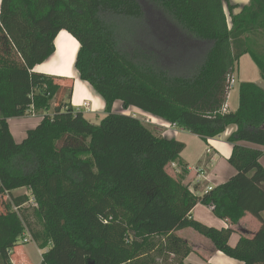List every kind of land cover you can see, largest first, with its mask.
Returning <instances> with one entry per match:
<instances>
[{
    "label": "trees",
    "instance_id": "obj_1",
    "mask_svg": "<svg viewBox=\"0 0 264 264\" xmlns=\"http://www.w3.org/2000/svg\"><path fill=\"white\" fill-rule=\"evenodd\" d=\"M148 1L170 25L141 0H0V194H8L1 264H14L26 226L13 207L29 201L41 223L33 241L41 248L50 242L39 264H187L191 248L176 233L185 228L240 264H264V88L240 82L236 109L222 111L241 55H250L264 80V54L253 38L264 35V0H249L230 27L223 0ZM62 30L79 44V78L104 100L98 124L71 104L72 79L33 70L54 52ZM117 100L203 140L235 125L227 138L234 174L196 195L184 180V142L112 111ZM31 105L45 112L16 142L8 119ZM20 187L30 193H11ZM197 203L228 226L194 219ZM246 215L259 227L240 231L230 245Z\"/></svg>",
    "mask_w": 264,
    "mask_h": 264
},
{
    "label": "rangeland",
    "instance_id": "obj_2",
    "mask_svg": "<svg viewBox=\"0 0 264 264\" xmlns=\"http://www.w3.org/2000/svg\"><path fill=\"white\" fill-rule=\"evenodd\" d=\"M144 6L145 11H147L150 15L154 16L157 18V20L161 23H164L165 25H170L169 20L165 17L164 13L160 11L159 8L154 6L150 1L148 0H141ZM249 3V0H223V5H224V11L227 16V22L228 26H231V15L237 14L241 11L242 7L244 5H247ZM254 42L256 45V49L259 53L264 54V35H255L254 37ZM179 54L183 55V52H179ZM232 79H233V85L228 91V99L227 103L229 104L230 109H234L235 105L237 104V99H238V85L240 82L244 81H250L253 83H256L257 85L264 87V80L262 79L260 75V71L258 67L255 65L253 60L251 59L250 55L248 53H244L239 57L237 60L233 72L231 74ZM83 84V83H82ZM96 94H98L96 91H94ZM81 94V90L76 91V97H75V103L77 102ZM99 97H97L100 101V103L103 105V98L98 94ZM81 98V97H80ZM83 101H88L89 100H83ZM82 101V102H83ZM53 103L54 101H51V106L48 109L47 113L50 114L52 113L53 110ZM91 104V103H90ZM101 105V106H102ZM78 106L84 110V116L88 119H91V121L94 124H98L100 120L104 117L105 113H100L102 111L99 110L100 108L96 106V110L98 113H96L98 116H93L90 111L92 109L91 105H89V110H87L82 103H79ZM112 111L114 112H122V113H130L134 117H137L140 119L144 124H146L154 133L158 136H163L164 132H162L163 126L161 125V120L154 118L149 115H145L136 108L130 106L127 109L124 108L119 100L115 101V103L112 105ZM45 111H38L35 112V115H30L27 114L22 118L18 119V121H26V120H32L33 122L31 124V128H33L37 122L41 119L42 113ZM95 115V114H94ZM12 125V123H11ZM12 132L14 136V140L17 141L21 138L19 137L21 133V128L18 130V128H15L14 125H12ZM23 131V130H22ZM173 136L176 137L177 140L184 141L186 143L183 151L181 152V156L183 158H188L193 152H198L201 151L202 149H205L204 147V142L203 139L198 138V136H195L194 134L190 133L187 130L180 131L179 127L177 128H172L171 129ZM163 134V135H162ZM25 135V134H23ZM20 141V140H19ZM224 147H229L231 146V143L226 139L224 141ZM212 155L211 153L207 154L204 158L209 159V156ZM203 160V161H204ZM203 161H200L197 165H192L191 168V174L189 176H186L187 178H184L185 181H190L191 183L195 182V175L194 172L196 171V174H200L201 172H205L204 168H200V166H203ZM206 161V160H205ZM261 164L264 167V154L261 157ZM229 164V163H228ZM172 166V165H171ZM199 166V168H198ZM215 166V167H214ZM213 166L215 172L221 173L223 169L220 167L219 164H215ZM222 166V165H221ZM226 166V165H224ZM189 167V164H188ZM200 169L201 171L197 170ZM198 171V172H197ZM173 174V173H172ZM220 182H218L219 184ZM202 188V187H201ZM208 190V188L205 189V191ZM11 193L15 196L22 195L25 193H30L29 189L26 187H20V188H14L12 189ZM8 196L7 193L1 195L0 194V212L3 211V202L5 201L6 197ZM22 209H18V212H16L19 216L22 217V219L25 222V227L23 229V232L19 236V245L13 250L11 253V259L14 261V264H39L41 261V256L43 252H45L48 249V246H50V242H48L47 247L41 248L38 244V242L33 241L32 238V232H39L41 230V223L39 219L37 218L36 214L34 213V208L32 207L31 201L28 203L24 204ZM211 208V207H209ZM262 217L264 218V211L262 212ZM242 222V223H241ZM241 226L246 227L248 231L252 232L255 231L259 227V222L256 220L251 215H246L243 220L241 221ZM239 223V224H240ZM241 226L239 228H241ZM236 228V227H235ZM177 234H180L183 238L188 237L191 239V241L194 239H197V244L198 242L202 241L203 248H208V245H211V241L209 239H206L204 236L201 234L197 233L191 228H185L184 230L181 229L180 233L176 232ZM26 238L28 241L23 242V239ZM184 238V239H185ZM201 238V240H199ZM203 239V240H202ZM229 262H232L233 264H240V262L234 258L228 257L226 255H223ZM1 264V262H0Z\"/></svg>",
    "mask_w": 264,
    "mask_h": 264
},
{
    "label": "crops",
    "instance_id": "obj_3",
    "mask_svg": "<svg viewBox=\"0 0 264 264\" xmlns=\"http://www.w3.org/2000/svg\"><path fill=\"white\" fill-rule=\"evenodd\" d=\"M59 37H61L63 39L61 41L63 44H65V46L68 45V42H67L68 38L67 37H69V39H71V41H73V43H75V45H76V48H75L76 51L70 56L71 60L68 59L67 62L64 60V57L62 56L63 54H61V51L58 49L59 47L57 44V40ZM54 44H55L54 52L45 61L36 65L33 70L36 72H39V73L47 74V75L59 76V77H62L64 79H72L73 80V91H72V97H71V104L74 107H78V104L81 103L83 100H89L91 103L90 105L92 107L90 113L93 116H98L96 114V113H98L96 110V106H98L100 108L99 110H101V107H102V111L100 113H103L105 103L103 102V105H102L99 102L100 100L97 98V97H99L98 94H96L94 92L95 90L87 82L82 81L79 78V75H78V73L74 67V60H75L76 52L78 50V45H79L77 40L71 34H69L67 31L62 30L57 34V36L54 40ZM78 89L81 90V94H80L81 98L78 97L79 99L76 100L77 102L75 103L74 100L76 97V91ZM227 99H228V95H227ZM227 102L228 101L226 100V103H225L226 109L223 110V112L224 111L225 112L226 111H234L237 107V104L235 105L234 109H230L229 104ZM80 110H82V112H84V110L82 108H80ZM23 117H15V118H9L8 119V125H9V129H10L12 136H13V132H12V128H11L12 125H14L15 128H18V130L21 128V133L19 135V137L21 136V138L19 139L20 141L25 137V135H23V134H25L27 129L31 128L30 126L33 123V122H31L32 120H29V119L26 121H18V119H22ZM89 120L91 121V119H89ZM161 121H162L161 125L163 126L162 132H164L163 133L164 135L162 134L163 137L176 139V137L173 136L171 129L177 128V127L170 124V123H167L163 120H161ZM11 123H12V125H11ZM179 129H180V131H184V129H182V128H179ZM234 130H235V125H229L225 129V131H223V133H221L220 135H217L215 137H209V138L203 140L205 149H202L201 151H198V152H193L190 155V157H188L186 159L181 156V158L187 163V171H188L189 176H190L192 165H197L200 161L204 160V158L207 154H209V153L212 154L209 156V159L206 158L205 159L206 161L205 160L203 161V164H202L203 166H200V168H202V167L204 168L205 172H201L200 174H196V171H195L193 174L196 177L195 182L191 183L190 181H186V182H189L190 188H193L196 186V192H195L196 195L201 196L205 192L206 188L215 187L216 185H218V182L222 183L234 174V172H235L234 168L230 164H228V162H227V158L230 155L232 145L229 147L223 146L224 141L229 137V135ZM195 136H197V135H195ZM13 138H14V136H13ZM198 138H200V137H198ZM19 140H17L16 142H20ZM182 142H184V141H182ZM184 144L186 145L185 142H184ZM244 144L252 146V147H256V145H254V144H249V143H244ZM261 149H263V148H261ZM263 153H264V149H263ZM216 163L219 164L220 167L223 169V171L221 173L214 171L213 166ZM188 164H189V167H188ZM224 165H226V166H224ZM174 166H175V164H173L171 168H173ZM198 168H199V166H198ZM197 170L201 171L200 169H197ZM190 214L194 219H196V220H198V221H200V222H202L208 226H213L216 228H222V227L228 226L227 222L225 220L219 219V218L214 216L211 208H209V207H207L201 203H197L193 207V209L191 210ZM241 223L238 224L237 226H234V228L236 227L235 229L237 231H235L231 234L229 241H228L230 245L236 244V242L239 238V232L240 231L247 230L246 227L241 226ZM240 226H241V228H239ZM180 231L181 230H178L177 232L180 233ZM178 235H180V234H178ZM185 240L187 241V243L189 244V246L191 248V251L187 254V256L184 259L185 263H187V264H233L232 262H229L227 260L228 258L223 256L225 254H223L220 251H217L212 244L208 245V248L206 249V248H203V246H202L203 242L202 241L198 242V244H197L196 243L197 239H194V241L193 240L191 241V239L186 237ZM199 240H201V238ZM12 263H13V260H12Z\"/></svg>",
    "mask_w": 264,
    "mask_h": 264
},
{
    "label": "bare ground",
    "instance_id": "obj_4",
    "mask_svg": "<svg viewBox=\"0 0 264 264\" xmlns=\"http://www.w3.org/2000/svg\"><path fill=\"white\" fill-rule=\"evenodd\" d=\"M67 42L68 45L65 46V44L62 43L61 40H63L61 37L58 38L57 44H58V49L61 51L62 56L64 57V60L67 62V60H71L70 56L76 51V45L67 37ZM66 43V42H65Z\"/></svg>",
    "mask_w": 264,
    "mask_h": 264
},
{
    "label": "built area",
    "instance_id": "obj_5",
    "mask_svg": "<svg viewBox=\"0 0 264 264\" xmlns=\"http://www.w3.org/2000/svg\"><path fill=\"white\" fill-rule=\"evenodd\" d=\"M233 79H232V76H230V78H229V81H228V90L231 88V86L233 85ZM82 103V105L87 109V110H89V105H90V102H88V101H83V102H81ZM78 108H80L79 106H78ZM226 109V104H224V106L222 107V111L223 110H225ZM27 114H30V115H35V110H34V108H33V106L31 105L30 107H29V109H28V111H27ZM211 188L210 187H208V190H210ZM208 190H206L205 192H207ZM13 209L15 210V211H17L18 210V207L17 206H14L13 207ZM28 240L26 239V238H24L23 239V242H27Z\"/></svg>",
    "mask_w": 264,
    "mask_h": 264
}]
</instances>
